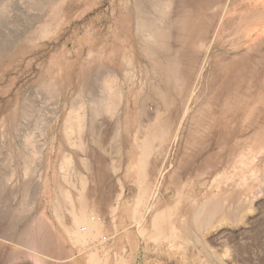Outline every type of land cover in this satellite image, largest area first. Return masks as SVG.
Returning <instances> with one entry per match:
<instances>
[{"label":"rangeland","instance_id":"1","mask_svg":"<svg viewBox=\"0 0 264 264\" xmlns=\"http://www.w3.org/2000/svg\"><path fill=\"white\" fill-rule=\"evenodd\" d=\"M0 9V264H37L17 243L39 224L71 256L44 264H85L92 252L144 264L141 225L163 264H264V0H0ZM110 76L117 110L85 116ZM50 81L57 97L44 90ZM71 110L80 140L64 134ZM158 127L166 140L147 159L137 224L139 145ZM79 197L104 232L78 250L63 229ZM209 198L219 214L196 232L188 212ZM156 214L187 243L154 251Z\"/></svg>","mask_w":264,"mask_h":264},{"label":"bare ground","instance_id":"2","mask_svg":"<svg viewBox=\"0 0 264 264\" xmlns=\"http://www.w3.org/2000/svg\"><path fill=\"white\" fill-rule=\"evenodd\" d=\"M141 26H142L141 28H143V26H144L143 21L141 22ZM153 26H154V24H153ZM148 28H149V26H148ZM152 29H153V27H152ZM152 36H153V34H149L147 36V39L149 40L150 37H152ZM90 59H91V57H90ZM110 77H106L104 79V81H103V85H104L103 91L105 92L104 95H103V98H100L99 100H96L94 102H90V103L88 102L87 105H89V108H88L89 110H88V112H85V116L86 115L87 116L90 115V117H97V116H100L102 114L113 115L115 113V111L117 110V107L119 106V101H120V99H119V93L114 88V86H115V78L114 77H111L110 78ZM51 82L52 81H50V84H46L45 85L44 90L47 93L52 94V97L54 95L57 97L58 96V88H57V86L52 85ZM92 98L93 97H91L89 99H92ZM94 99H96V97L93 98L92 100H94ZM89 101H91V100H89ZM79 107L80 106H78V108ZM85 108L86 107L84 106V109ZM74 114H75V111L74 110H71L68 113V116L66 117L67 120L64 123V126H65V128H64L65 129V133L64 134L65 135L67 134L68 137H70L71 139L75 136V134H78V136H76V137H79V140H80V136L79 135H83L84 133L82 132L83 130L82 131L80 130L81 126L79 124V121H77V120H79V117L80 116L78 117L76 115L74 118H71L72 116H74ZM69 120H71V121L69 122ZM87 122H89V121H87ZM76 123H77V125H76ZM95 125H96V123H95ZM88 126H89V124H88ZM160 126H161V124H160ZM90 127H89L88 131L89 130L90 131L93 130L95 126L93 125L91 127V129H90ZM96 127H97V125H96ZM99 127H101V125H99ZM163 127H165V126H163ZM97 129H98V127H97ZM161 129H163V128H161ZM161 129H160V127H158V129H157V135H155V137H153L151 133H149V135H147V133H146V135L143 136V138L141 140V143L139 145V150H140L141 153L138 156V159H137V163L135 165V171L134 172H135V175L137 177L135 182L139 185L140 190H139V196L137 197V200L135 202V205L132 208V210H133L132 211V214H133L132 219H133V222H135V223H137V222L140 223V221H141L140 216H138V211H139V207L142 204L143 198H145V196L147 194V191H148V188H149V186L147 185V180H148L147 177L148 176H147V172L145 171L146 165H147V159H148L149 155L152 152L151 149L154 150V148H153L154 142L157 143L155 145L156 146L155 150H158V149L160 150L161 147H162V145L165 144V140H166L165 139V134H164L163 130H161ZM148 130H150V129H148ZM79 131H81L82 134H80ZM95 133H94V135H95ZM112 134H113V132H112ZM76 137H75V139H76ZM25 139H24V143H25ZM113 139H115V138H113ZM27 140H29V139H27ZM67 141H68V138H67ZM26 142H28L26 144H29L30 145V142L31 141L29 140V141H26ZM93 142H95V141H93ZM112 142H114V141H112ZM78 144L80 145L81 143H78ZM70 145H71V143H70ZM74 146H76V144ZM77 146L75 147L76 149H77ZM71 147H73V146H71ZM93 147H94V145H93ZM78 150H81V149H78ZM93 150H94V148H93ZM111 153H112V151H111ZM77 154H78V152H77ZM34 156H35V151L32 150L30 152V159L29 158H28L29 160L26 159L27 160V165H26V168L27 169H26V171L29 169L28 166L30 165V163H32V161H33L32 159H33ZM63 158H64V162L62 163L61 170H62L63 173L66 174V175L65 174L63 175L64 180L65 181H68V178H67L68 175H67V173H68L69 166L71 164V161H70L71 158L70 157H63ZM113 160L111 162H113ZM86 161H88V160H86ZM109 161H110V159H109ZM91 166H93V165H91ZM108 166L110 167V165H108ZM82 167H84V166H82ZM115 169L116 168H113V170H115ZM30 170H31V168H30ZM110 170H112V169H110ZM81 182H82V179H81ZM60 195H61V199L63 201L69 200V195H68L67 192L65 193L62 190L60 192ZM80 197H81V193H80ZM80 197H79L78 201L80 200ZM209 199H210V201H207V202L206 201H204V202L201 201L202 203L200 204V206L195 207V208L192 207L191 212L190 213L188 212V214H190V216H191V223L190 224H191V226L194 228V230L196 232L204 231L210 225L211 220L215 216L216 212H218V209L220 210V207L217 204V202H215L214 199L213 200H211V198H209ZM81 201L82 200H80L79 203ZM80 205H82V204L80 203ZM208 206H209V208L206 210L205 207H208ZM83 207H84V205H82L81 208L79 206L78 208H80V209L78 210V212H74L73 211V207H72V212H71V225L68 226L69 228H64L63 229V230H65L66 234L70 238V241L75 246H78L77 247L78 250H79V248L85 249L86 246H87V244L89 243V241L90 242L93 241V240H96L97 241L98 238H100L102 236V234H103L102 232H104L103 230L100 229L101 228V223L100 222L98 223L99 220H97V218L95 216H90V215L88 216L86 214L85 210H84L85 208L83 209ZM88 213H90V212H88ZM91 214H92V212H91ZM217 214H219V212ZM154 216L155 217L152 220V228L155 230V233H152V238H151V239H153V242L155 243L153 245L154 251H157V253H159V251H161L160 244H161L162 241H169L170 243H174V242L187 243V241L185 240L186 236H185V232L183 230V227H178L176 225L170 224L169 222H166V219L163 216H160L158 214H156ZM221 216H223V215L221 214ZM139 223H137V224H139ZM38 224L39 223H37V225ZM141 226H140V229L141 230L139 232V235H138V238L137 239H138V243H141L142 246H143V248L141 250V254H142V257H143V260H144V264H163L164 262L161 263L162 262V259L160 258V255L159 254H158L159 257L157 256L154 259H152L151 256L148 255L147 252H149V250H150L149 247L150 246L148 245V241H147V238H146L147 237V234L145 233L144 229L141 228ZM166 228H170V230L169 231H166ZM194 236H196V234H194ZM196 241L198 242L197 237H196ZM17 244H20L23 247H26V249L28 251H30L29 252V256L31 258H33V260L37 264H44L45 262L43 261V258H52V259H55V260H61L62 261L63 259H66V258H70L71 257L69 254H68L69 257H68L67 254H65V252H64L63 248H61L60 244L51 236V233L47 230V228H44V226H42L41 224H39L37 227H35L34 230L31 229L30 231L28 230V231L22 233ZM80 251H82V250L80 249ZM88 256L89 257L86 260H84L85 261V264H106L104 261L103 262L101 261L102 259H100L98 257L99 255L97 256V254L95 252H92ZM150 259L152 261L151 263L149 262ZM7 260H8V258H7Z\"/></svg>","mask_w":264,"mask_h":264}]
</instances>
